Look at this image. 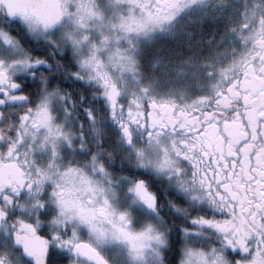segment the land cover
<instances>
[{
    "label": "snow or ice",
    "instance_id": "obj_1",
    "mask_svg": "<svg viewBox=\"0 0 264 264\" xmlns=\"http://www.w3.org/2000/svg\"><path fill=\"white\" fill-rule=\"evenodd\" d=\"M0 264H264V0H0Z\"/></svg>",
    "mask_w": 264,
    "mask_h": 264
}]
</instances>
